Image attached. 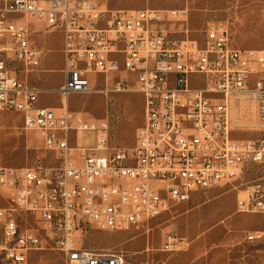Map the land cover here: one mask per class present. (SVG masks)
Segmentation results:
<instances>
[{"label": "built area", "instance_id": "built-area-1", "mask_svg": "<svg viewBox=\"0 0 264 264\" xmlns=\"http://www.w3.org/2000/svg\"><path fill=\"white\" fill-rule=\"evenodd\" d=\"M186 16L185 9H112L108 0H0V111L20 113L23 128L58 160L0 165V264H28L44 250L64 264H126L119 249L84 247L85 234L144 226L192 192L218 186H243L236 211L264 216V176L245 181L264 166V128L257 138L235 136L243 125L264 127V49L234 46L223 21L200 40L172 35L167 24ZM27 20L62 31L57 88L27 80L41 63ZM88 74L102 75L104 88ZM107 91L142 97L130 147L112 141L107 117L68 109L74 94ZM43 93L59 94L61 106H36ZM248 103L251 125L241 119ZM170 238L165 251L177 246ZM244 242L264 245V229L246 231Z\"/></svg>", "mask_w": 264, "mask_h": 264}, {"label": "rangeland", "instance_id": "rangeland-1", "mask_svg": "<svg viewBox=\"0 0 264 264\" xmlns=\"http://www.w3.org/2000/svg\"><path fill=\"white\" fill-rule=\"evenodd\" d=\"M108 7L112 9H185L187 11L185 21L167 24L172 35L200 40L209 25L223 21L228 25L234 46L264 49V0H108ZM42 63L44 66L54 67L57 64L55 54L44 52ZM88 78L93 85L104 88L106 82L102 75L88 74ZM27 80L42 87H58L62 83V74L55 70L40 74L31 72L27 74ZM107 84L110 86V78ZM59 103L58 94L43 93L39 96L36 106H56ZM237 105L241 107V103L237 102ZM68 108L81 112L85 117H107L112 125V141L127 147L132 146L135 129L143 120L142 97L136 92L107 91L74 94L68 100ZM246 108V115L241 119L246 125H251L254 122L253 105L248 103ZM263 128L247 129L243 125L242 131L236 132L235 136L257 138L263 135ZM57 161L56 154L44 148L35 131L23 128L20 113L0 111V165L30 167L41 163L45 166H53ZM262 176H264V166H255L247 174L245 181L249 182ZM242 188L243 186L240 187ZM218 199L224 205V213H229L226 210L235 202L236 193H223ZM177 205L163 214L171 219L176 218L181 213ZM249 216L245 213H236L226 220V224L236 231L239 227L247 226L245 219ZM149 229L151 232L150 226ZM111 240L112 237L107 233L92 230L85 234L83 245L90 249H103V246ZM112 249L118 248L112 247L109 250ZM229 249L232 253L227 264H264L263 244L243 241ZM35 254H43V257L31 258V264H64L58 252L44 250ZM125 261L129 264L127 258Z\"/></svg>", "mask_w": 264, "mask_h": 264}, {"label": "crops", "instance_id": "crops-1", "mask_svg": "<svg viewBox=\"0 0 264 264\" xmlns=\"http://www.w3.org/2000/svg\"><path fill=\"white\" fill-rule=\"evenodd\" d=\"M27 21L29 28L33 31L31 42L41 51L40 68L35 73H47L55 70L62 74V31H47L42 28L40 23L33 20ZM46 51L55 54L57 64L54 67L44 66L42 63V55ZM60 106L61 99L56 106L38 107L59 108ZM225 187L227 189H224ZM227 192H235L237 199L243 194V189L218 186L205 192H192L187 201L178 203L177 206L181 213L174 219L168 218L166 214L162 213L163 215L150 220L144 226H132L127 230L104 232L111 236L112 240L103 246V249L118 248L125 254L129 264H227L232 253L229 248L243 242L246 231L264 229L263 215L248 214L249 218L245 219L247 226L239 227L233 231L226 224V220L238 213L236 199L226 210L229 213H224V205L218 199ZM149 226L152 229L151 232ZM167 234L172 237L170 239L177 242L176 248L172 251L162 249ZM35 253L37 252L30 255L28 264H31V258L43 257V254Z\"/></svg>", "mask_w": 264, "mask_h": 264}, {"label": "bare ground", "instance_id": "bare-ground-1", "mask_svg": "<svg viewBox=\"0 0 264 264\" xmlns=\"http://www.w3.org/2000/svg\"><path fill=\"white\" fill-rule=\"evenodd\" d=\"M67 264H74V262H67Z\"/></svg>", "mask_w": 264, "mask_h": 264}]
</instances>
